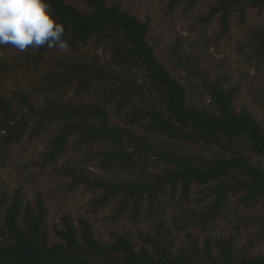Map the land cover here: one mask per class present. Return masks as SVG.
Instances as JSON below:
<instances>
[{"label":"rangeland","instance_id":"374dc122","mask_svg":"<svg viewBox=\"0 0 264 264\" xmlns=\"http://www.w3.org/2000/svg\"><path fill=\"white\" fill-rule=\"evenodd\" d=\"M65 1L83 12L92 10L88 0ZM104 1L108 6L118 4L122 11L142 21L149 20L147 40L158 60L186 89L189 105L214 109L204 83L206 79L218 80L228 90L237 88L233 101L237 110L247 109L264 129V49L260 48L261 41L253 37L264 27V9L240 0L229 25L224 27L219 13L210 15L219 0H182L175 6L170 5V0ZM241 9H245L243 15ZM41 48L29 47L20 52L10 45L0 47L2 97L23 111L28 107L21 95L40 109L52 101L100 104L107 108L111 123L131 127L126 121L137 105L136 89L148 92L141 64L127 69L115 64L111 42L96 37L77 47L68 46L65 51ZM74 64L97 65L118 73L121 80L109 83L91 72L72 73L69 66ZM111 85L119 87L121 93L112 94ZM128 87L130 91H126ZM35 123L31 121V126ZM61 126L60 121H55L35 136L27 133L21 142L11 145L6 161L0 163V199L5 204L1 209L2 223L8 205L20 194L26 204L35 205L39 198L44 201L50 243L62 242L56 229L62 228L64 217L69 216L76 227L81 219L88 220L96 238L106 243L113 241V232L128 233L137 249L152 250L144 238L160 230L167 234L168 249L175 255L193 253L195 243L201 249L210 243L218 255L219 242L227 241L238 262L245 257H264L263 202L249 205L241 193H231L220 213L212 215L217 183H194L188 196H182L181 189L175 193L167 185L155 202L151 203L146 195L139 207L133 200L125 205L123 194L98 204L104 190L78 182L73 174L145 181L153 179L166 164L159 165L154 159L147 165L106 166L99 156L106 144L80 143L77 133L70 135L65 151L46 164L44 157ZM133 128L140 134L146 132L142 125ZM181 147L182 152L204 157H211L219 148L207 150L194 144ZM235 148L249 155L252 162L264 165V157L252 152L245 139Z\"/></svg>","mask_w":264,"mask_h":264},{"label":"trees","instance_id":"16d2710c","mask_svg":"<svg viewBox=\"0 0 264 264\" xmlns=\"http://www.w3.org/2000/svg\"><path fill=\"white\" fill-rule=\"evenodd\" d=\"M181 1L170 0V5ZM247 1L264 9V0ZM240 2L219 0L210 15L219 13L227 27ZM49 3L65 26L64 39L68 46L77 47L93 37L99 41L107 39L112 44L111 57L115 64L124 69L136 64L144 67L148 92L136 89L137 105L126 121L131 127L111 123L107 108L100 104L52 101L40 109L21 95L28 107L23 111L0 95V163L6 161L11 145L21 142L27 133L35 136L49 123L60 121L62 126L44 157L46 164L54 162L65 151L74 133L79 134L80 143L106 144L99 152L106 166L147 165L154 159L159 165L166 164L153 179L145 181L92 179L73 174L78 182L104 190L98 204L123 194L125 205L133 200L135 207H139L146 195L151 203L155 202L167 185L175 193L181 189V195L188 196L194 183H217L213 189L216 197L212 215L220 213L231 193H241L242 200L249 205L264 203V165L252 162L249 155L235 148L245 139L252 152L264 157V129L247 109L237 110L233 103L236 87L228 90L220 81L206 79L204 85L214 109L189 105L186 89L158 60L147 40L151 29L149 20L142 21L122 11L118 4L108 6L104 0H88L92 7L90 12H83L65 0H49ZM244 12L245 9H241L242 15ZM253 37L261 41L260 48L264 49V27L255 31ZM69 67L72 73L91 72L109 83L121 80L118 73L97 65ZM119 89L111 85L110 90L116 94L121 93ZM130 90L128 87L126 91ZM31 121L36 122L33 127ZM139 125L144 127L145 133L140 134L133 128ZM185 144L200 145L207 150L214 146L219 148L211 157H204L182 152L181 146ZM4 205L0 199V264H264L261 255L238 262L227 241L219 242L218 255L210 243L202 249L195 243L193 253L175 255L168 249L167 234L160 230L144 238L152 250L137 249L128 233L113 232V241L106 243L96 238L88 220L81 219L76 227L69 216L64 217L63 227L56 229L62 242L50 243L46 206L41 198L32 205L17 194L8 205L2 223Z\"/></svg>","mask_w":264,"mask_h":264},{"label":"clouds","instance_id":"9594fccd","mask_svg":"<svg viewBox=\"0 0 264 264\" xmlns=\"http://www.w3.org/2000/svg\"><path fill=\"white\" fill-rule=\"evenodd\" d=\"M65 26L49 0H0V47L12 46L20 52L29 47H68Z\"/></svg>","mask_w":264,"mask_h":264}]
</instances>
